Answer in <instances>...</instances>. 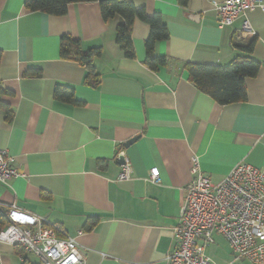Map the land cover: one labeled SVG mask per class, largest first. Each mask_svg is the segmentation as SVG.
I'll list each match as a JSON object with an SVG mask.
<instances>
[{"label": "crops", "instance_id": "0c3cea01", "mask_svg": "<svg viewBox=\"0 0 264 264\" xmlns=\"http://www.w3.org/2000/svg\"><path fill=\"white\" fill-rule=\"evenodd\" d=\"M26 1L0 0V150L26 176L0 184V203L58 226L77 241L86 264H169L192 157L215 183L240 163L264 170V12L246 11L256 35L242 37V17L218 26L213 3L225 0L186 6L131 0L148 15L160 14L169 30V40L154 52L168 66L152 71L145 65L146 23L135 22L136 56L129 59L116 41L123 21L105 22L99 2L71 4L65 15L51 16L29 12ZM63 36L80 41L84 51L102 49L97 87L86 82L85 68L61 57ZM250 42V54L237 48ZM238 57L261 63L258 75L247 79L242 103L218 104L185 69L226 66ZM58 87L73 89L79 104L57 100ZM118 154L133 168L126 181H119ZM152 170L159 171L160 185L149 182ZM214 240L206 255L215 264H255L235 261L228 241ZM26 260L40 264L0 242V264Z\"/></svg>", "mask_w": 264, "mask_h": 264}, {"label": "built area", "instance_id": "2783aa9c", "mask_svg": "<svg viewBox=\"0 0 264 264\" xmlns=\"http://www.w3.org/2000/svg\"><path fill=\"white\" fill-rule=\"evenodd\" d=\"M213 5L220 28L232 26L242 17L241 36L256 35L246 11L259 7L264 12L263 0H225ZM15 164V158L0 150V184L26 177ZM121 169L119 181L130 179L132 165L125 161ZM191 174L180 222L174 230L177 249L168 256V263L215 264L206 255V248L215 243V235L228 241L235 261L264 262V170L240 163L224 180L215 183L203 173L200 158L194 156ZM148 180L160 185L159 171L152 170ZM6 209L10 224L0 231V242L23 248L41 264H86L77 241L63 237L58 226H50L47 219L28 215L14 204Z\"/></svg>", "mask_w": 264, "mask_h": 264}, {"label": "trees", "instance_id": "16d2710c", "mask_svg": "<svg viewBox=\"0 0 264 264\" xmlns=\"http://www.w3.org/2000/svg\"><path fill=\"white\" fill-rule=\"evenodd\" d=\"M182 5H187L189 0H179ZM99 2L101 14L105 22L120 18L123 22L117 26L116 41L125 56L134 59L136 50L133 43L132 32L135 22L140 20L149 28V36L145 42V65L152 71H158L168 66V59L164 56H155L156 45L169 40L170 34L166 22L158 13L148 15L144 7H137L131 0H27L26 8L31 13H45L51 16H63L71 4ZM252 42L237 48L246 53H252ZM101 48L84 51L81 43L70 36H63L61 42V57L68 61L79 63L87 72L86 82L97 87L100 76L95 72V60L101 55ZM185 69L189 80L197 89L210 96L222 106L242 103L247 101L246 82L249 78L258 75L261 63L251 57H238L226 66H210L199 64H186ZM55 97L74 105L79 104L71 88L58 87ZM12 115L9 114V118ZM10 224L8 210L0 207V231ZM16 248H21L16 246ZM24 252V249L21 248ZM26 260L24 263H27ZM41 264V263H40Z\"/></svg>", "mask_w": 264, "mask_h": 264}, {"label": "water", "instance_id": "95a60500", "mask_svg": "<svg viewBox=\"0 0 264 264\" xmlns=\"http://www.w3.org/2000/svg\"><path fill=\"white\" fill-rule=\"evenodd\" d=\"M138 140V138H135L133 140H130L129 142L125 143L124 146L126 148H128L130 145H132L133 143H135L136 141ZM125 156L124 155H120L119 159L117 160V162L120 164V165H123L125 164Z\"/></svg>", "mask_w": 264, "mask_h": 264}, {"label": "rangeland", "instance_id": "374dc122", "mask_svg": "<svg viewBox=\"0 0 264 264\" xmlns=\"http://www.w3.org/2000/svg\"><path fill=\"white\" fill-rule=\"evenodd\" d=\"M31 259H32V261H36L37 260L33 255H31Z\"/></svg>", "mask_w": 264, "mask_h": 264}]
</instances>
